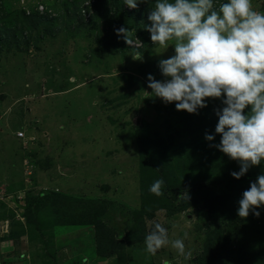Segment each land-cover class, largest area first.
I'll return each instance as SVG.
<instances>
[{
	"label": "rangeland",
	"instance_id": "374dc122",
	"mask_svg": "<svg viewBox=\"0 0 264 264\" xmlns=\"http://www.w3.org/2000/svg\"><path fill=\"white\" fill-rule=\"evenodd\" d=\"M251 4L264 14V0ZM154 7L0 0V243L21 241L23 264H264V205L258 218L237 215L264 161L230 175L238 162L209 146L220 135L204 138L219 99L189 114L145 95L147 76L162 80L158 61L174 55V40L159 45L144 29ZM36 14L45 20L25 25ZM161 178L157 196L149 188ZM157 223L167 243L152 255L144 241Z\"/></svg>",
	"mask_w": 264,
	"mask_h": 264
},
{
	"label": "clouds",
	"instance_id": "9594fccd",
	"mask_svg": "<svg viewBox=\"0 0 264 264\" xmlns=\"http://www.w3.org/2000/svg\"><path fill=\"white\" fill-rule=\"evenodd\" d=\"M141 3L147 0H126L131 9ZM147 20L150 23L144 29L152 42L166 45L174 40L175 44L174 55L158 61L163 79L147 76L151 92L144 91L145 95L158 97L166 105L177 102L175 109L189 114L207 107L205 98L219 99L222 107L214 110L218 117L215 132H206L204 138L213 141L220 135V142L209 146L238 162L239 171L230 175L240 179L264 161V14L253 10L251 0H227L218 7L214 0H155ZM114 31L132 46L128 28ZM163 188L161 178L149 191L161 196ZM178 198L190 199L187 190ZM262 205L264 174L242 193L237 215L246 218L251 213L258 218ZM144 243L146 251L155 255L167 243V229L155 224ZM173 246L186 260L192 258L182 240H175Z\"/></svg>",
	"mask_w": 264,
	"mask_h": 264
},
{
	"label": "crops",
	"instance_id": "0c3cea01",
	"mask_svg": "<svg viewBox=\"0 0 264 264\" xmlns=\"http://www.w3.org/2000/svg\"><path fill=\"white\" fill-rule=\"evenodd\" d=\"M6 249H8L10 252ZM22 249H23L22 243L18 239L9 242L0 243V264H23V262H21L17 257V254L21 252ZM4 252H8L10 255L7 257H3L2 253ZM84 264H97V263L87 262ZM105 264H112V262H107ZM133 264H139V263H133Z\"/></svg>",
	"mask_w": 264,
	"mask_h": 264
},
{
	"label": "trees",
	"instance_id": "16d2710c",
	"mask_svg": "<svg viewBox=\"0 0 264 264\" xmlns=\"http://www.w3.org/2000/svg\"><path fill=\"white\" fill-rule=\"evenodd\" d=\"M145 12H146V10L143 8V9H142V13H141V15H140V18L143 19V18L145 17ZM30 15H31V14H30ZM34 15H35V14H34ZM35 18H36L38 21H44V20H45V17H44V16H39V14H36V16H33V15H32V17H30V16L27 17L28 20H27V22L25 23V25H26L28 22H31L32 25H34V24L36 25V23L32 21V19H35ZM142 19H140V20H142ZM39 24H43V23H39ZM35 25H34V26H35ZM34 26H29V27H28V30H29L30 27H34ZM138 29H140V28H138ZM5 42H6V41H4V42H1V41H0V45H1V44H4ZM204 186H206V184H203V186L201 185L202 188H203ZM194 188H195V187H194Z\"/></svg>",
	"mask_w": 264,
	"mask_h": 264
},
{
	"label": "built area",
	"instance_id": "2783aa9c",
	"mask_svg": "<svg viewBox=\"0 0 264 264\" xmlns=\"http://www.w3.org/2000/svg\"><path fill=\"white\" fill-rule=\"evenodd\" d=\"M41 8H42V7H41ZM23 135H24V134H23L22 132L17 134V136L20 137V138L23 137Z\"/></svg>",
	"mask_w": 264,
	"mask_h": 264
}]
</instances>
